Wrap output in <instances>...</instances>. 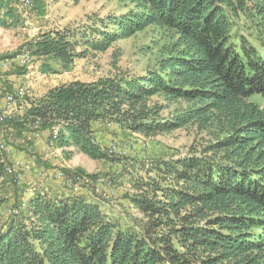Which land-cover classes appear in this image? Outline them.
I'll use <instances>...</instances> for the list:
<instances>
[{
    "label": "trees",
    "instance_id": "16d2710c",
    "mask_svg": "<svg viewBox=\"0 0 264 264\" xmlns=\"http://www.w3.org/2000/svg\"><path fill=\"white\" fill-rule=\"evenodd\" d=\"M128 1L137 11L96 38L54 30L27 48L43 73L56 74L86 57L80 42L104 53L156 27L164 42L156 66L137 79L117 72L52 88L0 122V134L23 136L34 120L59 125L58 148L97 161L115 156L94 137L97 123L144 137L193 127L202 143L132 180L137 216L124 223L85 197L37 193L25 215L0 220V264H264V107L250 102L264 99V0ZM16 3L0 0L1 28L22 22ZM155 97L176 106L171 118ZM6 156L0 151V190L17 179Z\"/></svg>",
    "mask_w": 264,
    "mask_h": 264
},
{
    "label": "rangeland",
    "instance_id": "374dc122",
    "mask_svg": "<svg viewBox=\"0 0 264 264\" xmlns=\"http://www.w3.org/2000/svg\"><path fill=\"white\" fill-rule=\"evenodd\" d=\"M16 2L23 11L22 22L11 29L0 27V57L8 55L11 58L28 50V44L36 37L54 30L76 31L78 40L84 35L96 38L99 31L113 29L111 21L114 18L120 19L130 11H137L128 0H32L33 7L30 9L22 4L20 6L19 1ZM163 44L158 29L149 27L133 37L120 39L104 53H97L80 42L78 51H85L86 57L77 58L73 68L67 72L43 73V60L34 57L30 70L11 64L5 72L0 69V100H3L6 93H13L20 88L25 90V98L7 110L11 118H15L25 114L31 100L41 98L52 88L76 80L92 82L117 72L126 73L135 79L145 77L146 71L156 66L159 48ZM250 102L264 107V99L260 95H252ZM151 104L162 108L161 116L165 119L171 118L176 108L160 97H155ZM57 127L59 125L54 127L51 138L54 158L50 159L52 163L56 162L55 165L50 159H45L36 146L37 142L45 141L46 137L34 139L29 126L23 136H12L9 141L4 134H0V140L3 138L8 153L4 151L2 144L0 151L7 153L8 166L15 171L11 174L7 167V173L17 175L16 183L12 182L0 190V197L5 201L0 206L3 225L8 224L13 217L25 215L37 193L55 198L66 194L85 197L100 203L110 220L124 223L128 215H136L129 201V196L134 193L132 180L139 176L147 177V170L153 166V162L185 157L204 138L193 127L144 137L128 133L117 125L101 123L94 126V133L97 134L94 137L98 142L101 141L104 149L113 150L115 156L112 161H97L83 154H70L58 148L61 127L58 128L59 134L56 137L54 132ZM41 129L48 130L43 127ZM18 145L22 150H18ZM59 172L64 173L67 181L79 176L83 183L77 185L78 189L64 186L56 178ZM21 205L23 209H20Z\"/></svg>",
    "mask_w": 264,
    "mask_h": 264
},
{
    "label": "built area",
    "instance_id": "2783aa9c",
    "mask_svg": "<svg viewBox=\"0 0 264 264\" xmlns=\"http://www.w3.org/2000/svg\"><path fill=\"white\" fill-rule=\"evenodd\" d=\"M16 1H19V5L21 6V0H16ZM31 7H33V6L30 5L29 8H27V9H30ZM33 59L34 58L32 56V53L29 50H24V51L18 53L17 55L13 56L10 59L2 60L0 62V69H1V71L5 72L8 70V68L11 64H15V65H18V66H21L25 69L30 70L32 68V60ZM25 96H26L25 90L22 88L17 89L13 93H6L4 95L3 100H4V103L6 105V108L5 109L0 108V122H5L6 120L11 118V116L7 113V110L10 107H12L13 105H16L17 102L23 100L25 98ZM28 126L34 133V135H33L34 139L40 140L41 138L46 137L45 142L47 144V152L45 153L44 158L45 159L54 158V154L52 153L51 138L53 135L54 127L56 125L52 126L47 131H43L41 129L42 122L40 120H34L31 123H29ZM2 139L0 140V144H2L4 151H6L8 153L7 145L5 144V142ZM109 152H110V154H114V151L111 149L109 150ZM16 162L18 163L19 161H16ZM8 170H11V174H13V172H15L9 166H8ZM56 178L58 180L62 181L64 186H68L71 189H78L77 185H80L83 183L82 178H80L79 176L75 177V180H68L67 181L66 176L62 172L57 173ZM21 206L22 207L20 209H23V205H21Z\"/></svg>",
    "mask_w": 264,
    "mask_h": 264
},
{
    "label": "crops",
    "instance_id": "0c3cea01",
    "mask_svg": "<svg viewBox=\"0 0 264 264\" xmlns=\"http://www.w3.org/2000/svg\"><path fill=\"white\" fill-rule=\"evenodd\" d=\"M76 81H77V80H76ZM94 81H95V80H94ZM28 107H30V105H28ZM0 108H1V109H5V108H6V105H5V103H4V100H2V99L0 100ZM98 124L100 125L101 123H97L96 125L99 126ZM96 125H95V126H96ZM94 134H95V136H97L96 133H94ZM99 142H101V141H99ZM36 146L38 147L39 151H40L43 155H45V153L47 152V144H45V141L42 140V141L37 142V143H36ZM51 159H52V158H51ZM51 159H50V160H51ZM50 162L52 163V160H51ZM55 163H56V162H54V163H52V164L55 165ZM72 196H74V195H72ZM67 197H68V198H73V197H71V195H67V194H66L65 196H58L57 199H62V198H63V199H66ZM74 197H75V196H74ZM89 201H90V202H94V201H91V200H89Z\"/></svg>",
    "mask_w": 264,
    "mask_h": 264
},
{
    "label": "bare ground",
    "instance_id": "6f19581e",
    "mask_svg": "<svg viewBox=\"0 0 264 264\" xmlns=\"http://www.w3.org/2000/svg\"><path fill=\"white\" fill-rule=\"evenodd\" d=\"M21 4L23 5V6H25V7H29L30 5H32V0H21ZM59 127H57L56 129H55V132L54 133H56V137L58 136V134H59V129H58Z\"/></svg>",
    "mask_w": 264,
    "mask_h": 264
}]
</instances>
